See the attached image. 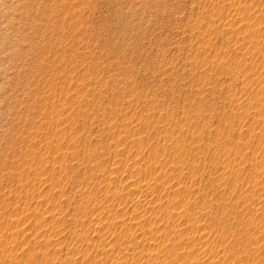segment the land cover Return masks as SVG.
<instances>
[{
	"label": "rangeland",
	"instance_id": "1",
	"mask_svg": "<svg viewBox=\"0 0 264 264\" xmlns=\"http://www.w3.org/2000/svg\"><path fill=\"white\" fill-rule=\"evenodd\" d=\"M0 264H264V0H0Z\"/></svg>",
	"mask_w": 264,
	"mask_h": 264
}]
</instances>
